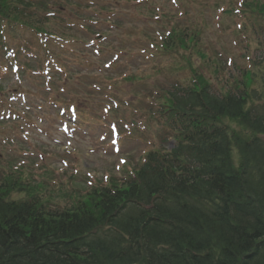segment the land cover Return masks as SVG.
Wrapping results in <instances>:
<instances>
[{
  "label": "trees",
  "instance_id": "16d2710c",
  "mask_svg": "<svg viewBox=\"0 0 264 264\" xmlns=\"http://www.w3.org/2000/svg\"><path fill=\"white\" fill-rule=\"evenodd\" d=\"M177 39L190 57L207 58L195 34ZM261 61L262 91L251 86L250 74L244 91L226 97L213 94L203 76L193 88L168 90L165 110L196 117L194 130L169 155H150V164L117 194L102 188L98 202L58 212L22 182L23 170L0 177V264H264V56ZM222 118L237 120L240 129L232 136L205 124ZM161 186L172 188L171 204L138 213L134 200L146 202ZM15 190L27 196L12 199ZM101 223L112 227L92 234Z\"/></svg>",
  "mask_w": 264,
  "mask_h": 264
},
{
  "label": "rangeland",
  "instance_id": "374dc122",
  "mask_svg": "<svg viewBox=\"0 0 264 264\" xmlns=\"http://www.w3.org/2000/svg\"><path fill=\"white\" fill-rule=\"evenodd\" d=\"M119 1L122 4V11L126 13L128 16V20L135 19V23L129 24V29H121L117 28V33L120 34V38H123L128 43V54H125L127 60V65L130 67H126L128 69H132V79L122 80V78H118L110 75H114L116 71L112 74H96L92 72L88 76H82L83 79L77 77V75L69 74L70 64L66 66V71L68 75H65L66 80L64 82L66 87V93H63L59 90L54 92V96L58 98L60 101L66 100L69 101L71 98H77L79 101V106L86 112H82L84 122L87 119L97 118L99 115L100 105L104 102L102 101L103 96H101V91H98L93 87V83H98L99 85L105 86V79H109V81L115 79L110 82L114 86V94L116 96L124 97L128 103L122 104L120 103L119 110H116L117 114L126 113H134L133 106H145V102L143 99L146 96L151 98H157L155 91H158L160 88H167L168 86H172L175 81H181L183 83H188L190 81L189 69L188 65L183 59L181 54L184 51L173 48L172 50L164 51L161 49L160 53L151 60H146V58H142V50L148 49L150 44L147 42L154 41L156 42L158 38L154 35V30L160 29L161 27H166L167 19L173 13L174 5L170 2V0H152L148 5L140 7L139 4L136 3V0H114ZM181 0H178L180 2ZM194 2V8L196 10V16L194 17L197 24L201 23L203 19L210 20L212 27L210 28V34L214 38V48L212 52V56L218 55V61L222 67L221 72V81L213 86V89L216 92L226 93L230 90L238 89L239 86L246 80V76L248 71L251 72L254 78H260L262 75V71L259 67H249L250 62L248 60H244L243 56L249 54L251 56V63L255 64L257 61V56L259 54V41L264 38V9L262 10V5L264 4V0H245L242 6V10L240 13L229 14L224 18L223 28L221 27L220 31H218V27L214 26L216 23V19L213 17V13L205 12L201 8H199L197 1H210L218 4H225V6H231L233 9L238 6V0H191ZM84 7H88L85 3V0H82ZM92 6V5H90ZM161 7L162 10H159ZM236 11V10H234ZM78 13L79 5L75 7L64 6V11L62 14ZM134 15V18H132ZM89 16V15H86ZM146 19L145 22L139 21L141 18ZM156 16H161L162 19H156ZM150 20H149V18ZM101 23L99 25H107L109 22L103 17L99 18ZM71 21H78L75 19L73 15H71ZM79 22H81L79 20ZM171 27L166 28L162 31L165 33L167 30H170ZM142 31H146L144 35H140ZM154 33V34H153ZM86 38L92 39L95 38L92 33L86 32ZM144 38L147 42L141 48L137 46L138 39ZM159 40L161 38L159 37ZM233 41H237L238 43L235 45ZM80 49L77 51L81 54L82 48L79 45ZM72 53V52H70ZM77 56H75L76 58ZM228 58H232L234 64L229 65L227 62ZM141 59V60H140ZM193 61L195 67H198L201 64V58L196 53L193 55ZM85 62H88L87 57ZM92 62H97V58H93ZM120 62V61H118ZM117 63V62H116ZM115 63V64H116ZM143 63H148L144 66ZM119 65L117 64L115 67L117 68ZM141 68V69H138ZM76 73V72H75ZM207 75L209 72L206 71ZM76 76V78H74ZM23 84H28L30 89L31 97L32 92L39 86H32L30 81L25 80ZM251 86L257 88L259 90H263V87L260 81H255ZM77 89L78 92L75 90ZM81 96L83 100L81 99ZM65 101V102H66ZM93 103V106H91ZM97 103V104H96ZM100 104V105H99ZM96 106V110L94 111L92 108ZM46 112L54 113V111L50 108H47ZM136 115V114H135ZM166 120V125L168 124V119ZM91 124V121L89 122ZM211 122H207L209 124ZM216 125H225L228 126L230 130H237L239 128V124L231 121L230 119H219L215 122ZM149 129L147 128L145 131H140L138 129L134 130V133L129 141V144L132 148L131 152V160L132 166L138 165L140 158L143 155L142 150L144 148L149 149L148 140L152 141L154 147L158 143L159 137L161 133L165 130L164 128H160L158 124V120L156 118H151V121L148 123ZM103 129L97 127L96 129H92V133L88 131V127L86 125H81L80 130L77 134L75 144L67 143V148L63 146L55 144V141L52 139V136L58 135L57 129L51 128L50 136L46 139V141L51 142L54 148L57 149V152L62 154L66 151L72 152L75 147L78 156L80 157V165L81 169V179H84V170L92 171L93 174H96V181L98 183H106V180L101 177L103 175L104 168L110 170V175H120V170H116L115 167L107 165L108 161L116 162L118 160L117 157H112V159L104 160L101 158L100 152L91 153V145L93 140L101 134ZM88 135H85V134ZM39 135L34 133L31 140H35ZM46 137V136H45ZM174 144V141L171 140L166 146L163 145L164 148L170 149L171 145ZM56 150H48V152H55ZM233 158L235 162L239 160V156L237 152H234ZM105 161V162H104ZM62 181L65 184H69L71 179L66 177L63 178Z\"/></svg>",
  "mask_w": 264,
  "mask_h": 264
}]
</instances>
